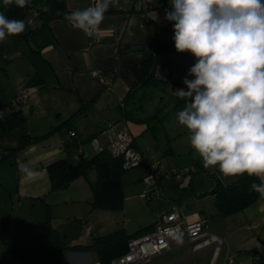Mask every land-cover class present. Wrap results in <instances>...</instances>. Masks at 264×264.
<instances>
[{
  "label": "crops",
  "instance_id": "1",
  "mask_svg": "<svg viewBox=\"0 0 264 264\" xmlns=\"http://www.w3.org/2000/svg\"><path fill=\"white\" fill-rule=\"evenodd\" d=\"M64 1L69 13L94 6L96 2V0ZM154 2L157 3L156 7L144 17L134 10L133 0H119L117 6L110 7L105 13L98 37H86L81 31L74 29L67 20L61 19L48 24L36 20L33 31L26 40H18L25 43L23 53H18L34 60L33 67L28 69L24 77L16 79L3 89L0 106L10 103L28 86L40 88V91H36L17 112L22 119L14 128L11 130L0 128V171L5 170L18 179L14 188L9 187L4 177L0 176V238L3 239L5 251L9 253L8 257H3L0 248V264H26L13 259L7 244L21 250L26 249L36 236L38 226L48 216L51 217L52 225L58 231L61 240L68 247L90 246L95 239L119 230H124L127 236H133L143 228L147 229L141 233L152 229L157 220L150 225H143L142 222L132 227H129V222L124 219L120 223L125 215L123 212L125 205L121 212L91 209L90 184L96 181V173L93 171L86 177L73 181L65 190L50 189L46 166L58 159L75 164L80 156L86 159L95 156L102 149H106L109 130L114 135L123 131H128L132 135L135 147L142 154V164L145 163L144 158L147 160L148 154L143 140L145 136L150 135L147 139L152 136L164 155L167 144L171 154L175 151H179L181 155L189 154L190 167L187 168L194 170L192 174L204 172L206 175L200 176L208 179L210 184L208 186L212 191L216 180L223 182L217 177L219 173L217 169L203 167L201 159L187 143V130L179 125L176 117L174 118L176 110L183 106L178 105L174 108L176 100L180 98L173 92L177 88H185V85L181 86L180 83L195 63V58L187 52L178 53L170 40L163 43L154 42L153 35L157 29L173 31V22L165 20V11L171 10L170 0ZM160 46L173 48L157 56L160 73L166 76V96L162 94L160 97L163 103H166L164 111L166 117L162 131L154 134L145 124L125 120L122 104L129 93L137 91L139 84L132 68L153 57L155 49ZM4 49L0 45V55L5 54ZM103 76L112 77L110 88L103 84ZM188 78L192 79L190 76ZM173 85H176V88H173ZM45 87L56 96L52 97ZM140 93L137 91L136 95L140 96ZM168 96L171 100H164ZM86 104L89 105L68 126L58 129L42 141L30 143L22 149L10 152L20 144L23 137L45 135ZM133 105L129 107V111H135L137 103ZM166 123L171 124V132L168 131ZM71 132L75 137L70 135ZM90 136H94L93 140L98 143L99 150H94L86 141ZM20 166L35 170L38 173L37 177L32 180L22 178ZM185 178L183 176L180 183L182 186H193L196 190L193 192L198 194L199 199L206 197L214 199L212 191H205L209 189H196L192 184L193 177ZM223 179L227 182L222 184L228 185L238 177ZM157 186L161 188L159 180ZM157 186L154 185L152 190ZM162 193L163 191L159 196H162ZM198 208L197 211L194 209L186 215L180 212L187 222L206 220L209 234L225 238L227 244L217 251L214 245L205 246L209 237L195 240L182 238V244L178 245L175 241L171 250L154 257L153 259H157L156 264L165 262L224 264L226 257L231 258L233 264H258L264 259V198L259 197L243 211L228 217L220 216L214 208L215 214L209 221L204 215L203 205ZM85 227L89 228L88 236L85 235ZM81 231L84 232V239L81 237ZM153 259L149 264H152ZM94 262H99L94 249L68 250L64 254L62 264Z\"/></svg>",
  "mask_w": 264,
  "mask_h": 264
},
{
  "label": "clouds",
  "instance_id": "2",
  "mask_svg": "<svg viewBox=\"0 0 264 264\" xmlns=\"http://www.w3.org/2000/svg\"><path fill=\"white\" fill-rule=\"evenodd\" d=\"M30 0H3L24 8ZM119 0H96L94 6L65 13L86 37H98L110 7ZM165 20L173 22L174 47L195 63L173 94L185 101L176 113L187 130V143L205 169L221 178L247 174L260 183L250 190L264 198V0H170ZM25 22L0 11V42L22 34ZM192 77L189 79L188 77ZM24 179L38 173L20 166ZM173 239L182 244L179 229Z\"/></svg>",
  "mask_w": 264,
  "mask_h": 264
},
{
  "label": "trees",
  "instance_id": "3",
  "mask_svg": "<svg viewBox=\"0 0 264 264\" xmlns=\"http://www.w3.org/2000/svg\"><path fill=\"white\" fill-rule=\"evenodd\" d=\"M156 2L155 7L157 5ZM0 11L4 12V14L10 19H19L25 22V31L20 35L13 36L16 40H26L27 36L33 31L34 22L36 20L48 24L54 20L65 19L64 14L69 13L66 9L64 0H30V3L24 8H19L15 4L5 8L3 6V0H0ZM34 14H36V16L33 24L29 25L28 22ZM172 42V46H174V41ZM171 48L173 47L160 46L156 48L153 57L132 68V71L137 76L139 82L137 91L141 92V95H136V90L132 91L128 94L125 102L122 104V107L124 108L123 118L125 120L145 124L148 126L149 131L154 134L162 131V124L166 117L164 114L166 103H163L162 98H160L159 104L154 108L151 115L141 117L139 114H144L143 102L149 94L148 89L150 87H155L158 81L166 82L165 75H163L161 79L156 78L155 68L157 67L158 54L170 50ZM91 102H93V100ZM135 103H137L135 111H129V107L134 106L133 104ZM88 105L89 104L82 106L76 114L43 136L23 137L20 144L16 148L11 149L10 152L22 149L30 143L42 141L58 129L68 126L69 123L77 115H80ZM178 105L184 107L185 101L181 99L176 100L174 108L178 107ZM17 112L18 111L11 112L7 115L4 121L0 122V128L2 130H11L18 124L19 120L22 118L19 117V113ZM93 137L94 136L88 137L86 141H92ZM170 150L171 149L167 144L166 154H169ZM122 164V159L113 158L106 149H102L89 159L80 156L79 161L75 164L69 163L64 159L55 160L46 166V172L50 183V189L52 191L65 190L76 179L86 177L88 173L92 171L95 172L96 181L90 184L92 192L91 209L119 212L124 208V191L121 176L125 170H123ZM154 171L158 173L157 168H154L152 173ZM193 172L194 170L189 174H192ZM166 176L175 179V177H173V172H170ZM159 177L160 175L158 174V180ZM216 181L212 194L217 213L222 217H228L243 211L256 202L260 197L257 192L250 190L251 183H260V180L255 176L249 177L245 174L239 176L236 181L228 185H223L219 180ZM145 229L147 228L141 229L133 236H127L124 230H119L95 239L90 246L78 245L68 247L61 240L58 231L52 225L51 217L48 216V218L38 226L36 236L26 249L21 250L9 244H7V246L12 252L14 260H21L26 264H62L66 251L90 249L96 250L101 264H109L110 261L126 253L127 242L130 238L147 233L148 231L141 233ZM258 264H264V259L259 261Z\"/></svg>",
  "mask_w": 264,
  "mask_h": 264
},
{
  "label": "rangeland",
  "instance_id": "4",
  "mask_svg": "<svg viewBox=\"0 0 264 264\" xmlns=\"http://www.w3.org/2000/svg\"><path fill=\"white\" fill-rule=\"evenodd\" d=\"M153 40L155 43H159L158 41H160L161 43L169 40L172 41L171 31L169 30L167 32L166 30L157 29L156 33L153 35ZM24 44L25 43H23L22 41H18L15 38H13V36H10L4 42H0L1 47L5 48L4 49L5 54L1 53L0 55V95H3L2 92L3 89H5V87L11 85V83L16 79L20 77H24L28 69L33 67L34 60H32L28 56L21 55L23 53L22 48H24ZM18 52H20L21 54H19ZM180 85L181 86L184 85L183 80L180 83ZM45 88L51 96L52 95L56 96L55 94L48 91L49 89L47 87ZM173 88H176V85H173ZM36 91H40V88H37ZM148 92L149 94L143 102L144 114H139L141 116L150 115L152 113V110L154 109V106H156L159 103L161 95L163 94L166 96V83L159 81L155 87H150L148 89ZM51 100L55 101L54 99ZM164 100L168 101L171 99L168 96L165 97ZM173 104H175V102H173ZM181 109H178L176 111L178 112ZM175 117L176 114H174V118ZM30 119L31 117L28 119L29 122ZM170 125L166 123L167 128L169 127L168 128L169 132H171ZM148 136H145V139L143 140L144 141L143 144L145 145V150L148 153L146 155L147 160L146 158H144L145 163L130 168L129 170L123 171L121 176L123 191H124V205H125V211L123 212L125 213V215L124 218H121L120 223H122L124 219V221L129 222V227L130 226L132 227L133 225L142 222L143 225H147V224L150 225L153 224L154 221L157 220L159 216L165 212L178 210V211H182L183 214L186 215L187 213L193 211L194 209H196L197 211V209H199L198 207L201 205H203L205 209L204 215L209 221L210 217H212V215L214 216L215 214L214 199H212V197L199 199L198 194H194L193 192L194 190L193 186H188V185L182 186L183 184L178 182L176 179L166 176L170 172H179L182 170L189 169L187 167H190L188 166L189 165L188 162L191 158L190 155L189 154L181 155L179 151H175L172 154L170 153L164 155L162 150L159 149L156 140L152 136L149 137V139H147ZM154 168L158 169L157 174L160 175L159 181L161 188L163 187L162 196L154 195L155 193L153 194V190H152L153 186L154 185L157 186L158 180H154L155 182L153 186H151V184H148L146 182V179L152 175L151 172ZM200 174H204V172L194 173L189 176L185 175L184 178L186 176H188L186 178H189L190 176L193 177L194 179L192 184L195 185L196 189L199 188L209 189L208 179L207 178L205 179V177L200 176ZM217 175H218L217 177H219L220 180L223 181L222 183L227 182L226 179L221 178V174L218 173ZM0 176L4 177V180L8 182L9 187L15 188L17 186V182H18L17 177L15 178L13 175H9L5 170L0 171ZM205 191L210 192L212 190L209 189ZM90 208H91V204H90ZM120 214L119 216H121ZM80 234L81 237L83 238L84 232L81 231ZM2 241L3 239L0 238V248L3 253L2 255L3 257L6 258L9 256V253L5 251V247ZM149 262L147 264H149ZM156 262L157 259H153L152 264H156Z\"/></svg>",
  "mask_w": 264,
  "mask_h": 264
},
{
  "label": "built area",
  "instance_id": "5",
  "mask_svg": "<svg viewBox=\"0 0 264 264\" xmlns=\"http://www.w3.org/2000/svg\"><path fill=\"white\" fill-rule=\"evenodd\" d=\"M133 8L142 16L146 17L147 14L155 8L154 0H133ZM36 14L30 20L29 25L33 24ZM174 32L171 31V39L173 40ZM155 76L161 79L163 75L157 66L155 68ZM112 77L103 76L102 82L110 88L112 84ZM36 92L35 87H28L17 98L10 103L0 106V122L4 121L8 114L13 111H19L24 106L27 100ZM109 134V141L106 150L113 158H120L123 160V170L139 166L143 163L141 152L135 147L132 135L128 131H123L118 134ZM70 135L74 137V133ZM94 150H99V145L95 140L89 142ZM192 170L186 169L179 172H173V177L177 181H181L182 177L189 174ZM154 180H158V174L154 171L152 175L146 179L148 184L154 185ZM161 188L157 187L153 190L156 195H161ZM179 229L182 238L195 240L200 237H209L205 242V246L214 245L216 250L227 244L225 238L212 236L209 234L208 225L206 220H198L194 222H187L180 211H171L163 213L159 216L152 230L139 236L132 237L127 242V251L124 255L110 261L109 264H147L152 258L161 255L162 253L171 250L175 245L173 239V230ZM85 235H89V228L85 227ZM92 264H101L94 262ZM224 264H233L232 259L226 257Z\"/></svg>",
  "mask_w": 264,
  "mask_h": 264
}]
</instances>
